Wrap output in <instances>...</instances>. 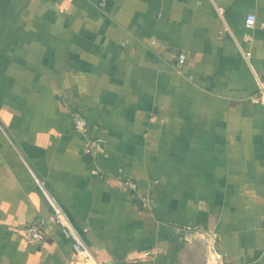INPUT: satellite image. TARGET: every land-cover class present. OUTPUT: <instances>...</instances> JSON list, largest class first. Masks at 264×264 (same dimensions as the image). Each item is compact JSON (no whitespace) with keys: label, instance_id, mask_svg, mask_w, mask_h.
Masks as SVG:
<instances>
[{"label":"crops","instance_id":"0c3cea01","mask_svg":"<svg viewBox=\"0 0 264 264\" xmlns=\"http://www.w3.org/2000/svg\"><path fill=\"white\" fill-rule=\"evenodd\" d=\"M100 1L0 0V264H264V0Z\"/></svg>","mask_w":264,"mask_h":264},{"label":"built area","instance_id":"2783aa9c","mask_svg":"<svg viewBox=\"0 0 264 264\" xmlns=\"http://www.w3.org/2000/svg\"><path fill=\"white\" fill-rule=\"evenodd\" d=\"M106 0L100 1V6H105ZM244 25L246 29L245 38H250V33L252 30H254L257 26V15L253 12L247 13ZM250 53H246V57H249ZM185 62V55L181 54L178 56V63L184 64ZM73 125L76 131L82 133V134H88L90 132V126L86 120L85 115L82 111H73L71 113ZM93 141L91 144L92 147L95 146ZM38 186L44 196L46 197V200L50 206L51 213L47 219H35L30 224H28L24 229L22 230L23 235L29 240L32 244H43L44 238L46 235V231L48 229L49 224H55L59 226L61 232L72 241V247L75 252V255H77L82 262L88 261L89 258H91L90 250L86 242L84 241L82 235L80 232L74 227L72 224L69 216L67 213L63 210V208L59 205V203L56 201V199L50 194L45 181H38ZM123 187L125 189L132 188L136 189L137 184L127 179L123 181Z\"/></svg>","mask_w":264,"mask_h":264}]
</instances>
